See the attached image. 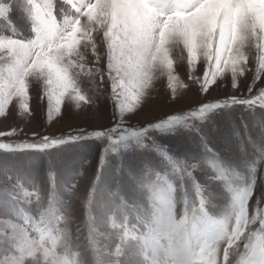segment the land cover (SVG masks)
<instances>
[{"label": "snow or ice", "instance_id": "obj_1", "mask_svg": "<svg viewBox=\"0 0 264 264\" xmlns=\"http://www.w3.org/2000/svg\"><path fill=\"white\" fill-rule=\"evenodd\" d=\"M15 10L27 34L12 21ZM0 25V117L10 116L14 105L28 118L30 88L38 86L49 122L65 101L79 110L101 98L110 102L113 121L106 129L0 142V210L14 215L22 204L37 205L35 216L0 223V264H264V169L258 173L257 161L245 160V171H237L203 132L243 105L260 129L259 143L250 142L264 162V87L251 95L264 79V0H0ZM174 52L202 95L222 86L226 75L236 90L253 72L249 95L132 125L160 78L166 77L173 101L178 89L189 87L177 74ZM180 129L198 134L203 156L178 158L153 135ZM90 139L103 144L90 184L81 193L77 175L68 172L58 186L50 150L74 152ZM32 153L48 158L46 195L41 177L30 170L39 158ZM110 154L121 165L111 180L104 176ZM198 170L205 173L203 183L194 175ZM213 183L224 199L216 214L209 210ZM74 202L86 215L83 246L77 242L81 228L72 231Z\"/></svg>", "mask_w": 264, "mask_h": 264}, {"label": "rangeland", "instance_id": "obj_2", "mask_svg": "<svg viewBox=\"0 0 264 264\" xmlns=\"http://www.w3.org/2000/svg\"><path fill=\"white\" fill-rule=\"evenodd\" d=\"M11 19L15 23L18 29L22 30L24 34L28 32V25L25 22L22 13L19 10H15L11 14ZM2 27V25H0ZM181 54L178 52L173 53V58L176 59V71L180 77V80L189 84L187 89H178L180 93L176 101L170 99V90L167 88L166 77L160 78L156 81L155 89L152 91V95L148 97L142 108L137 113L133 114L131 120L132 125H144L156 120L159 117H163L165 114H174L179 111L189 110L197 107L201 102H214L218 99H224L232 95L247 97L248 86L252 83L253 72H248L244 77L239 80L238 88L233 90L231 88L230 75H226L222 86H212L207 95H202L196 86H192L188 79L187 64L183 59H179ZM203 62L201 66H198L197 72L202 74ZM250 67L254 69V64H250ZM219 83V82H218ZM264 87V79L257 81L251 95L255 96L259 93V90ZM38 86H32L31 91V115L28 118H23L17 115V109L10 106L11 115L7 117H0V133L10 132L13 128L19 131L14 135L0 136V142L11 143L21 141H31L33 139H40L41 137L48 136H62L69 132H74L77 129L84 128L88 131L106 129L112 126V106L107 99L101 98L97 101L95 106H84L79 110L73 108V106L67 101L64 102L61 109V114L55 116L51 122L47 119V103L41 101L38 98ZM15 103V102H14ZM231 115L221 121H213L211 125L204 127L203 132L207 133L209 140V146L213 150L220 154L223 160L233 165L238 166L237 171L243 172L245 168L243 161L247 160L249 164L253 161H257L258 173L264 169V162L259 161V154L254 149L252 141L259 143L260 129L254 123L252 113H250L243 105H235L230 110ZM261 110L259 107L255 109V113L258 116ZM247 125V127H245ZM33 133L37 135L33 137ZM239 133V135H236ZM154 136L163 145H167L172 154L178 158L187 159L186 153L195 152L197 156H203V149L199 146V136L196 132L188 129H180L174 134L162 135L154 133ZM87 146L78 149L74 152H60L56 149L50 150L54 155L50 157L55 161L56 174L59 186V181L66 177L68 172L77 175L79 184L78 187L81 193L90 184L94 178V172L98 168L99 157L103 144L95 139H90L84 142ZM243 147V151H241ZM0 155H4L3 150H0ZM34 157H39L35 160V163L31 167V171L39 174L41 177V189L42 194L46 195L48 190V184L44 177L48 170V158L42 156L39 153H32ZM133 155L132 150L125 154L123 163H128V158ZM136 157H140L142 153L136 151L134 153ZM149 155H151L149 153ZM120 165V158L115 154H110L107 157V163L105 166L104 176L111 180L116 168ZM82 173V175H81ZM197 180L204 182L205 173L197 171L194 173ZM259 184V181H258ZM62 191V189H61ZM212 196V202L209 206L210 212L213 214L219 213L224 207V199L222 196V189L219 183H213L209 186ZM76 209L74 214V222L72 224V231L75 233L76 227L81 228V236L79 241L80 245H86L87 229L85 227L86 215L82 205L79 202H74ZM21 214H27L35 216L37 214V205L35 203L31 205H20L14 215H6L0 210V223L6 219H11L13 222H20L19 217ZM129 223H134V219L130 215ZM111 242V241H109Z\"/></svg>", "mask_w": 264, "mask_h": 264}]
</instances>
